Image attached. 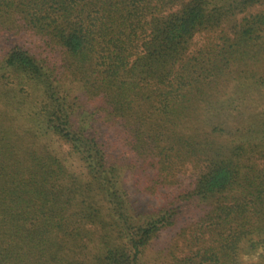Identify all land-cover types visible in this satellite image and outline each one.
I'll return each instance as SVG.
<instances>
[{"label": "trees", "instance_id": "16d2710c", "mask_svg": "<svg viewBox=\"0 0 264 264\" xmlns=\"http://www.w3.org/2000/svg\"><path fill=\"white\" fill-rule=\"evenodd\" d=\"M0 264H264V0H0Z\"/></svg>", "mask_w": 264, "mask_h": 264}, {"label": "rangeland", "instance_id": "374dc122", "mask_svg": "<svg viewBox=\"0 0 264 264\" xmlns=\"http://www.w3.org/2000/svg\"><path fill=\"white\" fill-rule=\"evenodd\" d=\"M52 147L59 154V156L62 157L65 164L68 166L69 170L75 173H80V174L83 172V167L80 161L69 153V148L66 145H64L57 139H53ZM141 200L142 202H145V203H151V204L158 203V200L153 199V198H141ZM173 237H174V232L172 231L163 233L158 239H156L152 243L151 248H150L151 254H154L157 250L164 247L166 242L171 240ZM243 260L246 263H254L258 261V254L243 256Z\"/></svg>", "mask_w": 264, "mask_h": 264}]
</instances>
